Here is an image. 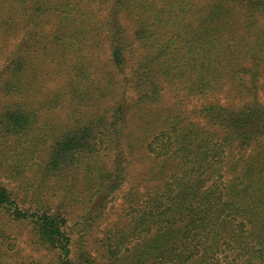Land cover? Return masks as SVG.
<instances>
[{
	"label": "trees",
	"instance_id": "obj_1",
	"mask_svg": "<svg viewBox=\"0 0 264 264\" xmlns=\"http://www.w3.org/2000/svg\"><path fill=\"white\" fill-rule=\"evenodd\" d=\"M1 2L0 264H264V0Z\"/></svg>",
	"mask_w": 264,
	"mask_h": 264
},
{
	"label": "rangeland",
	"instance_id": "obj_2",
	"mask_svg": "<svg viewBox=\"0 0 264 264\" xmlns=\"http://www.w3.org/2000/svg\"><path fill=\"white\" fill-rule=\"evenodd\" d=\"M3 12H4V8H3L2 2L0 0V23H1ZM4 38L5 37L1 34V27H0V66L2 65L3 60H4L5 54H3V51L5 52V45L7 42L4 40ZM57 64L59 65L58 67L56 65L50 66V64L48 67L46 65H41L37 68L36 73H35L37 75L36 78L39 80V82H36V84L39 83L40 85H43L42 79H44L45 80L44 82L47 84V87L49 89H51V90H48V92H50V91L52 92V90H54L58 87V85H57L56 88H53L54 80L52 81V79L58 78V77H60V79H61V75L60 74L58 75V73H60V70L64 66H62V64L60 62H58ZM98 66H99V62L95 61L94 70H96L97 69L96 67H98ZM42 72H43V74L41 76L40 73H42ZM55 74H57V75H55ZM40 81H42V82H40ZM59 88L63 92V89L65 88V84L59 85ZM54 92H55V90H54ZM218 96L222 97L220 95H218ZM221 100L223 102L225 101L223 97ZM176 102L177 101H176V99L172 93H166V94L164 93L163 99L159 104L148 106V112L143 111L142 114H147V116L149 117L148 119H154L155 115L164 114L166 107L170 106V105L173 106L176 104ZM98 104H100L101 107H106L107 101H102L101 103L98 102ZM197 104H199V103H195V101H190L187 105V109L181 108V111L186 110L187 112H191L195 109ZM53 117L57 121V119L60 117V114L55 113V115ZM147 163H149L147 158L137 156V162L134 163V167H133V169H131V176L129 178V183H127L123 187L122 191H120L115 196H113L112 200L108 203L107 208L103 211V214H102L100 220L97 222L96 227L92 231L93 236L91 237L90 242H89L90 249H92L93 252L99 250V245L94 243L93 237H95V235L97 237H102V235L108 229V227L122 221L121 219L123 217H125V210H124L125 206H124V199H123L124 195L129 190H131L132 187H134L136 185L141 187V191H145L147 189L146 187L148 185H151V181L148 178V174L146 173ZM71 178H73V176H71ZM71 178L69 181H71ZM67 194H68V190H64L63 192L60 193L61 197H64V195H67ZM55 199L56 198H54V200ZM77 201H78V203H80V201H81L80 197H78V200L73 199L71 204L69 203L70 208H67L68 205H64L66 207V209H63V211L67 215H70V216L71 215H73L75 217H77L79 215L81 216V214H83V212L82 213L80 211L74 212L75 208L73 209V206H72V204L76 203ZM75 220H76L75 218H72V221L70 223L71 227H74ZM29 230H30V227H22L18 231L19 233L22 234V241L23 242L21 243V245H22V247H24L22 249L23 250L22 254L26 257H28L30 255L31 256H33V255L37 256L38 254L35 252V249H36L35 245L30 243L31 237L29 235ZM74 230H76L74 235H78V237H79L80 236L79 232H78L79 226L76 225ZM76 237L77 236H75V238ZM88 237H90V236H88Z\"/></svg>",
	"mask_w": 264,
	"mask_h": 264
}]
</instances>
